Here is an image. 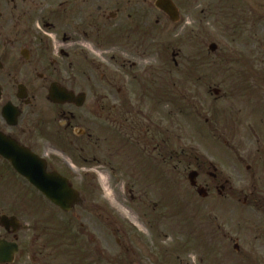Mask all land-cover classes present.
<instances>
[{
	"label": "flooded vegetation",
	"instance_id": "obj_1",
	"mask_svg": "<svg viewBox=\"0 0 264 264\" xmlns=\"http://www.w3.org/2000/svg\"><path fill=\"white\" fill-rule=\"evenodd\" d=\"M159 1L0 0V133L13 142L8 151L17 155L20 147L30 149L46 162L48 172L67 177L82 198L71 209H64L0 154V242L18 245L12 261L2 264L20 262L25 216L34 219L35 229L41 231L39 237L62 223L63 236L54 241L56 249L50 254H57L55 264H104L105 260L108 264L151 263L153 249L140 232L137 220L134 223L138 227L128 225L130 233L128 222L119 224L124 238H118L116 245L122 249H108L106 254L103 208L91 196L96 187L94 178L78 186L70 167L75 161L71 151L78 148L79 141L92 142L95 137L99 150L102 143L110 146L113 175L122 180L137 176L143 181V185L134 181L139 188L147 185L148 171L156 176L160 174L158 162H167L165 132L157 123L152 126L151 112L162 107V85L157 81L168 76L169 28L179 26L184 20L183 12L191 11L190 2L199 0H171L172 11L159 7ZM222 11L228 26L243 28L258 21L262 24L264 4L263 0H226ZM211 12L214 11L202 9V20ZM209 36L204 30L186 36L194 56L198 53L206 59L217 54L219 46L215 42L208 45ZM169 54L178 68L182 51L172 49ZM154 55L156 68L145 66ZM190 55L189 64L194 66V56ZM194 72L191 70L187 76ZM197 75L209 76L206 72ZM212 93L214 102L230 103L206 106L194 101L189 107L191 116L204 122L194 128L192 139L196 143L220 142L223 153L187 160L178 157L174 163L184 182L188 176L193 190L188 192L194 195V200L182 203L186 206L181 205L183 196L177 202L181 210L179 241L172 244L177 245L174 264H184L185 249L192 250L196 264H264V142L260 146L257 143L256 148H244L251 139L245 138L238 127L239 123L243 125L239 108L242 95L225 101L227 96L221 89H213ZM135 96L143 103L136 105ZM205 108L210 110L208 114H204ZM158 113L161 120V111ZM155 151H159L158 155L152 153ZM55 155L66 156L67 164ZM245 176L251 178L250 184H244ZM120 186L125 189L127 182ZM24 192L37 197L30 207L25 205ZM40 199L50 207L51 214L39 205ZM232 206L250 209L256 216L235 212ZM159 207L163 208L160 232L165 236L168 212L160 202L155 203L154 210ZM49 245L46 239L41 246L37 242L33 264H51L43 254ZM155 247L164 258L162 263L172 264L166 245L159 243ZM3 252L8 254L7 250Z\"/></svg>",
	"mask_w": 264,
	"mask_h": 264
},
{
	"label": "rangeland",
	"instance_id": "obj_2",
	"mask_svg": "<svg viewBox=\"0 0 264 264\" xmlns=\"http://www.w3.org/2000/svg\"><path fill=\"white\" fill-rule=\"evenodd\" d=\"M225 3L226 0L191 1L188 7L191 11L183 12V22L176 28H169L168 30L167 42L168 47L171 46V49H168V76L161 81H157L162 85V107L159 109L162 114L161 120L159 119V111L151 112L152 126H155L153 123H157L161 130L165 132H163L166 146L164 153H167V162L163 164L158 162L160 174L155 176L154 172L150 173L148 171V183L143 186L144 188H139L134 182H140L143 185L142 179L137 176H131V179L125 177L123 180L120 176H114L112 172L113 160L108 155L110 146L107 145L106 147L102 143L99 150L95 146L98 144L96 137L92 142L80 140L77 144L78 148H74L71 151L75 157L73 166L70 167L72 168L75 183L80 186L82 182H88L89 178H94L92 182L96 187L91 192V196L103 208V235L106 254H108V249H113L114 252L122 249L116 245L118 238H124L122 231L118 229L119 224L128 222L126 225L127 233H130L132 230L128 225L138 227L134 223V220H137L142 230L140 232L143 236H146L151 244V249H153L150 264H163L164 258L158 254V250L155 247L159 243L166 245L168 249L167 258L172 260V264H174L177 245L172 244L179 241L177 223L178 212L181 210H179V206L177 208V202L178 200L181 201V196L184 197V200L181 201L182 206H186V204L182 203L194 200V195L188 192V190L193 191L187 180L188 176L186 175L184 182V177L181 176V173L178 174L174 169V163H177L178 157H183L187 160L197 155L218 157L223 153L220 150L222 146L220 142L201 140L196 143V140L192 139L194 128L201 126L202 122H204L201 119H193L191 116L192 113L189 111V107L194 101H199L200 104L206 106H221L223 104L226 106L229 104L230 102L213 101L215 95L212 90L215 88L221 89L222 94L227 96L225 101L237 99L238 97H234V95H242L240 97L242 107L239 108L242 110L243 125L239 123L238 127L241 126L242 134L245 138L250 137L251 139L250 142H246L248 144L244 145V148L248 150L256 148L264 142V12L262 24L258 21L254 26L248 25L243 28H234L228 26L225 22L224 11H222L225 8ZM188 8L184 6V9ZM202 9L213 10L214 12H211L202 20L203 15L200 14ZM203 30L210 34L207 44L215 42L219 46L217 54H213L206 59L200 58L198 53L194 56L195 51L187 44L186 38L190 33H198ZM172 49H175V51L180 49L182 51V57L178 59L181 65L178 68L174 65L169 54ZM190 54L194 56L192 59L195 62L194 66L189 64V60L192 57ZM147 62L145 66L152 65L156 68L157 58L155 55ZM191 70L195 72L191 76H187L190 75ZM205 72L209 76L199 78L197 75ZM157 91L154 88V92L157 93ZM151 98L152 103H154L153 96ZM135 102L136 105L143 103L140 101V97L137 96H135ZM149 105H151L150 101ZM182 109L185 111H180ZM203 110L205 111L204 114H208L210 111L207 108ZM163 116L166 117V120H163ZM101 137L104 138L103 135ZM105 143L107 144L108 140ZM48 146L51 147L52 145L48 144ZM82 148L85 149L83 150ZM60 151H57V153H62ZM53 152L55 151L53 150ZM152 153L158 155L159 151ZM55 156L61 159L66 157ZM80 157H87L89 160H78ZM62 161L67 164L65 158ZM151 163L150 160V165ZM147 164H149V161H147ZM232 178L239 182L237 177ZM244 181V184H250L251 178L245 176ZM122 182H127L125 189L120 186ZM133 195L135 198L132 197ZM5 196L8 198L7 194ZM22 196L25 205L29 207L31 202L37 200V197L34 198L31 193L24 192ZM159 202L162 206L164 204V207H166L164 209L168 212L165 218L168 225L165 236L160 232L159 223L160 211L163 208L160 210L159 207L154 210L155 203ZM39 205L45 208V212L51 214L50 207L43 199H40ZM232 209L240 214L247 213L248 217L256 216L254 211L244 207L232 206ZM47 217L49 216L47 215ZM40 224V227H42V222ZM61 224L54 225L58 229H54L58 231L55 236H51L55 232L51 229L45 231V234L39 237L38 234L41 231L35 229L34 219L25 216L23 219L24 233L21 240V256L18 264H33V261L37 259L35 254L36 244L39 241L41 246L45 239L47 244L50 245L43 250V254L47 256V261L55 264L57 262L55 259L57 254L54 256L50 254L56 249L54 241L63 236ZM48 225L52 224L47 223L46 226ZM196 258L192 250L187 251L185 249L182 257L184 264H196ZM104 264H108L106 260ZM231 264L236 263L232 262Z\"/></svg>",
	"mask_w": 264,
	"mask_h": 264
},
{
	"label": "water",
	"instance_id": "obj_3",
	"mask_svg": "<svg viewBox=\"0 0 264 264\" xmlns=\"http://www.w3.org/2000/svg\"><path fill=\"white\" fill-rule=\"evenodd\" d=\"M159 7L169 9V11L174 10L171 0H160ZM213 49H216L215 46ZM11 144L13 143L0 133V153L10 159L17 170L29 178L49 199L64 209H70L74 203L80 201L79 193L71 187L66 177L56 172H47L46 163L33 155L27 148H20L17 155L11 153L13 151L7 149ZM30 161H34L35 165L30 166ZM3 249H6L8 254L4 255ZM17 249L16 244L0 243V262L11 261Z\"/></svg>",
	"mask_w": 264,
	"mask_h": 264
}]
</instances>
